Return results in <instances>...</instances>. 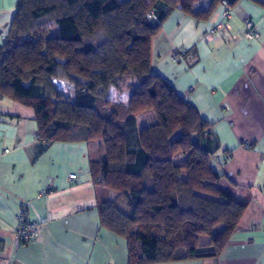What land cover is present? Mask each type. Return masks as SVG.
Here are the masks:
<instances>
[{
  "label": "trees",
  "instance_id": "16d2710c",
  "mask_svg": "<svg viewBox=\"0 0 264 264\" xmlns=\"http://www.w3.org/2000/svg\"><path fill=\"white\" fill-rule=\"evenodd\" d=\"M146 1L18 0L0 45V96L34 112L45 145L98 144L92 183L116 194L97 205L100 223L126 241L130 264L215 257L246 203L211 168L209 125L151 70L150 44L174 11L207 20L240 0ZM111 88L128 94L125 105L108 99ZM147 113L154 121L139 129Z\"/></svg>",
  "mask_w": 264,
  "mask_h": 264
},
{
  "label": "crops",
  "instance_id": "0c3cea01",
  "mask_svg": "<svg viewBox=\"0 0 264 264\" xmlns=\"http://www.w3.org/2000/svg\"><path fill=\"white\" fill-rule=\"evenodd\" d=\"M17 1L0 0V45ZM245 19L256 40L245 39ZM150 64L209 125L218 148L211 168L246 203L217 256L165 264H264V10L240 0L219 5L207 20L174 11L151 40ZM108 97L128 101L113 90ZM102 158L97 143L40 142L34 112L0 96V264H130L126 241L100 223L97 205L116 196L92 183L90 162ZM20 210L40 225L34 244L15 243Z\"/></svg>",
  "mask_w": 264,
  "mask_h": 264
},
{
  "label": "built area",
  "instance_id": "2783aa9c",
  "mask_svg": "<svg viewBox=\"0 0 264 264\" xmlns=\"http://www.w3.org/2000/svg\"><path fill=\"white\" fill-rule=\"evenodd\" d=\"M230 17V13L228 10H225L223 12V18L224 20H228ZM243 26H244V37L248 41L256 40L258 35L255 31V27L250 19L243 20ZM219 28L222 29V31H226V27L223 25H219ZM213 31L209 32L207 35H205L204 40H207V37L211 35ZM1 39H3V36L0 34ZM171 59L173 61H178L180 59V56L178 53H175L171 56ZM76 176L71 175L69 176V180H75ZM16 228L14 230V240L17 245H27V244H34L38 241L40 237V225L29 222L26 219V214L24 210H20L19 213L16 216Z\"/></svg>",
  "mask_w": 264,
  "mask_h": 264
},
{
  "label": "rangeland",
  "instance_id": "374dc122",
  "mask_svg": "<svg viewBox=\"0 0 264 264\" xmlns=\"http://www.w3.org/2000/svg\"><path fill=\"white\" fill-rule=\"evenodd\" d=\"M120 1H125V0H120ZM141 1L146 7H149V3L146 0H141ZM55 85H56L57 89L64 95L65 100H69V99L73 98V89L71 86H69L68 84H66L65 82L60 81V80L55 81ZM111 90H113L114 92H117L113 88H111L109 91H111ZM117 93L118 94H126L128 96L127 93H119V92H117ZM108 99H109V97H108ZM114 103H118V102H114ZM150 121L153 122L154 117H153V115H148V113L144 114L143 116L137 117L139 129L141 127L148 126L150 124Z\"/></svg>",
  "mask_w": 264,
  "mask_h": 264
}]
</instances>
